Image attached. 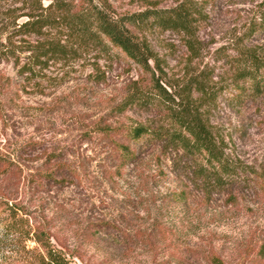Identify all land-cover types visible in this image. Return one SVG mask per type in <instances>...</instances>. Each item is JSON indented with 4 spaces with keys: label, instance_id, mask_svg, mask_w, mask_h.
Wrapping results in <instances>:
<instances>
[{
    "label": "rangeland",
    "instance_id": "1",
    "mask_svg": "<svg viewBox=\"0 0 264 264\" xmlns=\"http://www.w3.org/2000/svg\"><path fill=\"white\" fill-rule=\"evenodd\" d=\"M181 1L108 0L117 15ZM191 2L193 39L156 24L135 30L175 102L188 79L206 76L214 94L196 106L230 172L165 140L139 141L120 167L105 126L157 129L173 102L126 104L135 87L150 88L118 47L75 45L24 80L16 59L31 52L12 36L49 1L0 0V48L16 51L0 55V264L38 263L39 229L69 264H247V249L264 240V95L237 104L232 79L241 49L264 54V0ZM180 192L185 200H168Z\"/></svg>",
    "mask_w": 264,
    "mask_h": 264
},
{
    "label": "trees",
    "instance_id": "2",
    "mask_svg": "<svg viewBox=\"0 0 264 264\" xmlns=\"http://www.w3.org/2000/svg\"><path fill=\"white\" fill-rule=\"evenodd\" d=\"M48 1L46 6H39L38 10L35 7L32 12L27 13V20L18 25L17 32L12 36H18L19 42L24 45L22 51L31 52L25 61L20 60V57L16 59L19 76L30 81L37 73V70H34L36 67L42 68L51 60L73 53L75 45H94L102 51L108 50L109 47H118L143 68L148 75L144 87L150 88V92H146L145 88L135 87L125 98V103H147L155 97L164 102H173L167 112V123L161 124L157 129L145 124L133 127L105 126L119 166L123 167L137 157L133 145L139 141L165 140L170 146L177 149L181 147L196 156L202 155L211 166L230 172V166L223 157L215 135L207 125L204 114L200 112V107L196 106L199 100L209 99L214 94L207 86L206 76L197 75L188 79L184 83L183 93H177L181 100L175 102V97L159 83L156 67L150 63L154 59L152 48L135 30L148 24H156L193 39L198 28V19L194 15L198 12L191 0H182L170 8H148L124 15L114 14L108 0ZM44 28L48 31L56 29L58 33L54 36L47 35ZM251 28L256 30L257 26ZM32 36H38L35 43L27 39ZM8 45L14 46L11 36ZM2 47L5 46H1L0 55L14 56L16 51L9 47L3 50ZM234 65L236 69L232 83L237 91L234 101L242 104L264 95V54L248 48L241 49L234 57ZM194 92H198L199 97L194 98ZM168 200L180 202L185 200V195L183 192L174 193L169 195ZM36 231L37 241L45 250V255L36 264H69L63 251L53 247L45 230ZM243 260L247 264H264V240L252 244L243 255Z\"/></svg>",
    "mask_w": 264,
    "mask_h": 264
}]
</instances>
